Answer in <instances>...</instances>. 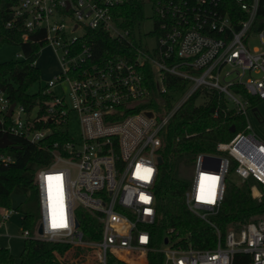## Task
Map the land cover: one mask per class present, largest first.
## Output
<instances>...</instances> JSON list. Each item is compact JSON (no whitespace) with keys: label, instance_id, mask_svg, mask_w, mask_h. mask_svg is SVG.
Wrapping results in <instances>:
<instances>
[{"label":"built area","instance_id":"obj_1","mask_svg":"<svg viewBox=\"0 0 264 264\" xmlns=\"http://www.w3.org/2000/svg\"><path fill=\"white\" fill-rule=\"evenodd\" d=\"M126 1L19 0L11 8L6 26H21L23 44L43 39L51 45L60 67L40 85L43 99L29 110L0 90L1 136L23 137L51 153L34 176L35 229H23L22 236L77 247L80 264H108L109 256L148 264L149 252L162 253V264H264V215L223 236L211 221L230 175L255 181L250 191L257 199L262 197L258 185L264 188V141L252 131V107L239 91L264 99V25L253 29L259 0H235L244 14L237 21L226 0H148L152 27L145 38L139 31L145 18L133 31L118 25L116 8ZM88 31L122 43V53L96 55ZM254 38L258 44H252ZM146 66L152 86L144 76ZM170 75L187 82L169 92L170 106L163 98L156 107H142L154 92L168 93ZM202 89L217 91L227 109L245 118L242 131L217 142L212 153H197L191 164L184 200L213 234L206 247L174 246L167 239L153 245L161 132L181 104ZM72 113L78 136L70 130ZM53 134L56 138L43 145ZM12 160L0 152V162ZM144 169L152 170L149 179L140 178ZM14 212L4 210L0 227ZM84 221L94 239L83 237Z\"/></svg>","mask_w":264,"mask_h":264},{"label":"trees","instance_id":"obj_2","mask_svg":"<svg viewBox=\"0 0 264 264\" xmlns=\"http://www.w3.org/2000/svg\"><path fill=\"white\" fill-rule=\"evenodd\" d=\"M18 1L0 0V46L17 45L24 56L0 62V90L6 93L11 102L22 104L29 110L38 100L43 99L40 86L35 92H31L30 88L40 81V71L34 61L45 42L38 39L33 40L31 44H23L20 39L21 26H6V22L11 19V8ZM147 1L128 0L118 6V25L133 31L145 18ZM226 1L235 13L236 21L244 17L239 10V3L235 0ZM261 25H264V0H259L253 29ZM86 37L93 39L96 55H118L124 49L122 43L105 33L88 31ZM144 76L146 82L152 86L153 74L149 66L145 67ZM186 83L181 78L167 76L165 85L168 93L157 95L154 92L141 106L156 107L159 105V99L164 98L169 107V92L184 88ZM239 91L251 107H256L260 99L250 97L241 88ZM260 122L264 125V118H260ZM231 126L234 127V132L230 131ZM244 126V116L233 109H227L224 97L213 89L196 91L174 112L161 132V144L157 150L162 161L157 164L154 184L156 219L150 228L153 245H159L165 239L174 246L181 247H188L189 244L196 247L209 245L213 234L212 226L187 208L184 191L188 186V178L181 175V166L192 164L199 152H214L217 142L229 140L234 133L242 131ZM9 138L13 145L0 148V152L13 157L10 162H0V206L10 208L12 198L22 196L23 199L15 209L22 215V229L33 231L37 222L34 176L39 168L50 162L51 153L42 145L31 143L23 137ZM55 138L56 134L51 135L50 140L47 139L43 145H49L51 139ZM252 184L251 179L240 183L230 177L227 179L221 206L218 212L211 216V221L222 236L230 228H236L240 223L252 220L257 215H264V188L259 186L262 197L257 199L251 195ZM82 226L83 237L87 240L94 239L88 222L84 221ZM79 252V248L67 243L24 238L18 262H15L8 248L0 246V264H80ZM162 260V253H148V264H162ZM108 264L126 263L109 256Z\"/></svg>","mask_w":264,"mask_h":264},{"label":"rangeland","instance_id":"obj_3","mask_svg":"<svg viewBox=\"0 0 264 264\" xmlns=\"http://www.w3.org/2000/svg\"><path fill=\"white\" fill-rule=\"evenodd\" d=\"M151 15V8L150 5H146L145 7V19L139 26V31L141 37L145 38V33H147L152 27V21L150 18ZM257 38H254L252 44H258ZM22 56L21 48L17 45L13 44H3L0 46V62L11 60V59H20ZM36 66L39 68L40 71V81L35 83L31 88V92H35L38 90L40 85H45L46 81L50 79L53 74L60 70L57 53L51 45H43L40 49V53L36 59ZM256 75V74H255ZM181 94L177 95L176 100L180 97ZM201 98L198 99L200 101ZM257 114L250 113L249 114V121L252 125V131L256 133V135L264 141V125L260 122V118H264V99L258 100L256 104ZM70 130L75 135L78 136V123L75 114H71L70 116ZM192 165L188 166H181V175L184 177L189 178L192 172ZM230 178L237 182H239V178L232 174ZM254 184H257L253 181ZM260 185H258V188ZM36 198V210H37V218L39 216L38 210V201L37 195ZM23 199L22 196H16L12 198V202L10 208L15 209L17 204ZM6 207L0 206V218L3 214ZM21 213L14 212L9 220H7L1 227H0V246L8 248L10 253L12 254L15 262L19 261V255L22 249L24 237L22 236V224H21Z\"/></svg>","mask_w":264,"mask_h":264},{"label":"water","instance_id":"obj_4","mask_svg":"<svg viewBox=\"0 0 264 264\" xmlns=\"http://www.w3.org/2000/svg\"><path fill=\"white\" fill-rule=\"evenodd\" d=\"M14 103H12V105L10 106V110L11 108L13 107ZM251 111L254 113V114H257V108L256 107H252ZM147 114H151L150 112H147ZM230 131L231 132H234V127L231 126L230 127ZM13 143L12 141L10 140V138L7 136V135H2L0 137V148H5V147H8V146H12ZM162 159L160 156H157V163H161ZM38 232L41 233V228L38 229ZM165 242H166V239H165Z\"/></svg>","mask_w":264,"mask_h":264},{"label":"snow or ice","instance_id":"obj_5","mask_svg":"<svg viewBox=\"0 0 264 264\" xmlns=\"http://www.w3.org/2000/svg\"><path fill=\"white\" fill-rule=\"evenodd\" d=\"M137 167H138V169L140 168L139 165ZM143 171L146 173V175H141L140 178L141 179H149L152 170L151 169H144ZM49 179H51V177ZM62 226H63L62 224H56V223L53 224V227H62Z\"/></svg>","mask_w":264,"mask_h":264}]
</instances>
